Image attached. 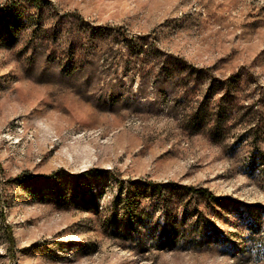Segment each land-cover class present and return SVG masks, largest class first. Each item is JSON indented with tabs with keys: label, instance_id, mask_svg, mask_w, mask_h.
I'll list each match as a JSON object with an SVG mask.
<instances>
[{
	"label": "rangeland",
	"instance_id": "rangeland-1",
	"mask_svg": "<svg viewBox=\"0 0 264 264\" xmlns=\"http://www.w3.org/2000/svg\"><path fill=\"white\" fill-rule=\"evenodd\" d=\"M0 264H264V0H0Z\"/></svg>",
	"mask_w": 264,
	"mask_h": 264
},
{
	"label": "trees",
	"instance_id": "trees-1",
	"mask_svg": "<svg viewBox=\"0 0 264 264\" xmlns=\"http://www.w3.org/2000/svg\"><path fill=\"white\" fill-rule=\"evenodd\" d=\"M177 59H179L181 62L189 65L192 69H196V70H208L206 68H199V67H196V66H194L192 64H189L183 58L178 57ZM225 80H223V81H225ZM90 171H93V172H95L97 174L106 173V171L100 170V169H92ZM27 177H29V174L28 173H23V174H21L19 176V178H27ZM154 185H155V187H160L161 186L160 183H154ZM185 189H187L189 192H194L196 194H200V195L206 196V197H208L210 199H217V196L212 191H210L208 188H206V187H202V186H199V187H195V186H185Z\"/></svg>",
	"mask_w": 264,
	"mask_h": 264
}]
</instances>
